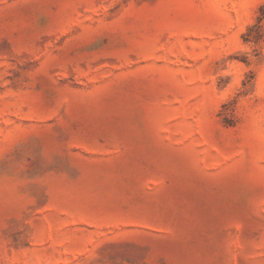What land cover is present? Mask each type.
<instances>
[{
  "label": "rangeland",
  "instance_id": "374dc122",
  "mask_svg": "<svg viewBox=\"0 0 264 264\" xmlns=\"http://www.w3.org/2000/svg\"><path fill=\"white\" fill-rule=\"evenodd\" d=\"M0 264H264V0H0Z\"/></svg>",
  "mask_w": 264,
  "mask_h": 264
}]
</instances>
